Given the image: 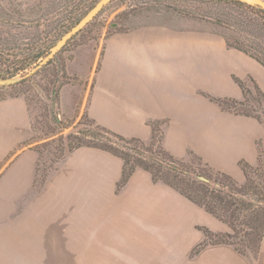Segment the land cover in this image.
Listing matches in <instances>:
<instances>
[{
    "label": "crops",
    "instance_id": "0c3cea01",
    "mask_svg": "<svg viewBox=\"0 0 264 264\" xmlns=\"http://www.w3.org/2000/svg\"><path fill=\"white\" fill-rule=\"evenodd\" d=\"M65 70L78 79L59 92L66 116L82 111L142 141L160 121L173 157L193 154L238 182V162H255L261 123L210 97L241 100L234 77L264 92V67L214 32L164 24L112 32L101 45H78ZM30 134L23 97L0 100V264H51L52 256L54 264H251L225 244L187 258L203 236L197 226L227 225L142 169L116 191L122 160L108 151L66 153L35 188L37 153L21 145ZM255 264H264V235Z\"/></svg>",
    "mask_w": 264,
    "mask_h": 264
},
{
    "label": "trees",
    "instance_id": "16d2710c",
    "mask_svg": "<svg viewBox=\"0 0 264 264\" xmlns=\"http://www.w3.org/2000/svg\"><path fill=\"white\" fill-rule=\"evenodd\" d=\"M97 1L29 0L27 3L12 0L2 4L3 2L0 0V78L13 77L39 61L48 53L61 35L69 30ZM200 1H205L210 6L193 12V10L190 11L179 6H168L157 0H136L135 5L127 10H122L119 15H136L151 10L162 11L164 14L174 12L181 16L189 15L204 20H212L215 25L225 26V29L231 30L229 34L218 30L212 31L223 37L227 46L244 52L264 67V9L237 0ZM150 24L164 23L162 21L157 23L146 22L112 32L125 31ZM164 25L177 29H190L166 23ZM86 26L75 33L37 72L20 79L16 83L0 86V100L15 96H21L25 100L31 134L21 142V145L32 144L31 147L37 153L34 174L35 188L42 186L48 173L57 167L66 153L82 146L99 148L122 160L121 176L116 183V191L125 185L135 170L142 169L150 174L153 182H161L170 186L207 213L227 224L229 227L227 232L213 233L203 228L204 239L197 244L198 249L207 244L223 243L232 246L241 255L256 254L264 235V120L261 119L255 109L240 113L251 116L263 124V134L256 142L255 162L249 163L245 160L238 162L244 175L242 182H238L230 175L216 170L214 171L217 175L212 178L208 174L189 168L182 160L173 157L162 145L160 126L162 122L157 120L149 123L151 135L148 141L114 133L96 124L89 117L87 121V124L91 126L89 129L85 131L78 129L76 133H69L66 136L59 134L61 128H65L62 126L61 120H58L60 89L65 84L78 81L77 77L67 76L65 72V63L67 59H70V56L58 64L59 68L55 69L53 73L56 72L59 76L54 75V80L50 81L51 86L41 88L44 96L49 98L51 102L50 118L56 126H52L49 119L37 120L34 118L32 112L34 98L29 95L30 89L28 90L27 86L33 81L36 74L42 73L56 63L59 54ZM234 80L242 90L243 98L241 100L213 97L210 99L219 104L221 108L236 113L239 112L235 111V108H240L248 104L249 101L253 105L264 104V92L256 83L253 82V88L250 89L242 80L235 77ZM252 93H255L257 97H252ZM57 134L59 135L57 136ZM55 139L61 141L62 150L60 148L61 151L58 155L52 154L44 158V147ZM38 140L43 141L38 143ZM190 155L201 161L193 154ZM207 168L213 171V169ZM181 169L205 175L210 181L196 179ZM210 236L216 237L217 240H206ZM197 251L195 250L194 253Z\"/></svg>",
    "mask_w": 264,
    "mask_h": 264
},
{
    "label": "rangeland",
    "instance_id": "374dc122",
    "mask_svg": "<svg viewBox=\"0 0 264 264\" xmlns=\"http://www.w3.org/2000/svg\"><path fill=\"white\" fill-rule=\"evenodd\" d=\"M7 1H12V0H2V2H3L2 4H5ZM14 1L29 3L28 2L29 0H14ZM150 1H155V0H150ZM157 1L163 2L168 6L173 5V6H179L180 8H187V10H190V11L193 10V12H196L200 9L208 8L210 6V4H207L205 1H200V0H157ZM135 3H136V0H112L111 2H109L107 5L104 6V9H102L97 14L95 19H92L89 25H87V26L85 25L86 27L71 40V42L65 47L64 51H62L59 54L58 60L56 61V63H54V65L48 67V69L44 70L40 74H36L33 77V81L30 82L29 86H27V87H28V90L30 89L29 95L32 96V98H34L33 104H32L33 108H34L32 110L34 118H36L37 120H39V119L40 120L41 119L48 120L49 119V121L51 122L50 124L52 126H56V125H54V122H52V120L50 118L51 102H50L49 98L44 96L41 88H43V86H49V87L51 86L50 81L54 80V75L56 77H57V75L59 76V74H57L56 72L53 73L55 71V69L59 68L58 64L65 61V59L68 58L69 56H70V58H72L73 50L80 44H84V43H87L90 41L92 43L94 42L96 44V46L101 45L102 40L108 34H110L113 30H119V29L122 30V29L130 28L131 26H134L136 24H141V23H146V22L157 23V22L162 21L164 24L166 23L168 25H172V26H176V27H183V28H190V29H205L206 31H211V32L214 30H218V31L226 32L227 34H229L231 32L230 29H228V30L225 29V26L219 27V26L215 25L212 20H204V19H200L198 17L189 16V15L181 16L180 14H175L174 12L172 14H170V13L164 14V12H162V11L156 12V11L146 10V11H144L140 14H136V15H132V14H128L127 16L119 15L122 10L129 9L131 6L135 5ZM3 6H5V5H3ZM211 7H213V6H211ZM23 8H25V6H23ZM38 62L39 61L32 64L31 66H29L24 71L17 73L13 77L21 78L25 73H27L29 70H31ZM65 65H66V63H65ZM65 72H66V70H65ZM67 76H72V75L67 74ZM251 96L257 97V95L255 93H252ZM247 103L248 104H245V105L241 106L240 108H235V111L241 113V111L246 112V111H253L255 109L256 112L261 116V119L264 120V104L262 103L261 105H255V104L253 105V103L251 101H249ZM58 105H59V107H58V112H59L58 120H61V123L63 124L62 126H65V128H61V132L59 134H61L62 136H66L69 133H76V131L78 129L85 131L86 129H89L91 127L87 124L88 116L86 115L85 112L81 111V113H79L77 110L72 115L66 116L62 112L60 102L58 103ZM54 110H56V108H54ZM261 125L263 127V124H261ZM59 134H57V136ZM42 141L43 140H41V141L38 140L37 142L39 143ZM60 142H61L60 140L55 139L53 142H50L47 146H45L43 149V157L47 158L48 156H51L52 154L58 155L59 152L62 150V145ZM34 143H36V142H34ZM60 148H61V150H60ZM182 161L189 168H191L193 170L201 171L204 174H208L212 178H215L217 175L216 171H214V170L212 171V170L208 169L207 166H205L201 161H199L195 157H192L191 155H189L188 158H186ZM181 171H183L184 173L190 174L191 176H193L196 179H198L196 176H203L208 181H210L205 175L198 174L197 172L191 173L187 169H181ZM208 181H206V182H208ZM199 208H201V207H199ZM197 228L202 232V229L206 228V227L197 226ZM206 229H208V228H206ZM228 231H229V227H228ZM211 232H213V231H211ZM202 235H203V232H202ZM203 239H204V236L201 237V240L197 244H199ZM206 240L216 241L217 238L214 236H210V238H206ZM197 244H195L193 246V248H191V251L187 254L188 255L187 258H192L201 249H203L207 246L217 245V244H207L204 247H202L201 249L200 248L198 249ZM219 244H223V243H219ZM225 245H228V244H225ZM228 246H230V245H228ZM230 247H232V246H230ZM195 250H198V251L196 253H194ZM258 252H259V250H258ZM258 252L256 254L249 253L247 255H242V256L246 257L250 261L251 264H255L257 261ZM57 258H58V256H52L50 259L51 264H54V261ZM68 260H72V257L68 258V253H67L66 261H68Z\"/></svg>",
    "mask_w": 264,
    "mask_h": 264
},
{
    "label": "water",
    "instance_id": "95a60500",
    "mask_svg": "<svg viewBox=\"0 0 264 264\" xmlns=\"http://www.w3.org/2000/svg\"><path fill=\"white\" fill-rule=\"evenodd\" d=\"M112 0H98L69 30H67L61 37L51 46L47 54H45L39 62L21 78L8 77L0 78V86L9 85L18 82L22 78L29 77L44 66L65 44L66 42L80 29L87 25L103 8ZM252 6L264 9V0H237ZM198 179L208 181L203 176H196Z\"/></svg>",
    "mask_w": 264,
    "mask_h": 264
}]
</instances>
